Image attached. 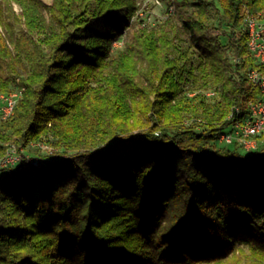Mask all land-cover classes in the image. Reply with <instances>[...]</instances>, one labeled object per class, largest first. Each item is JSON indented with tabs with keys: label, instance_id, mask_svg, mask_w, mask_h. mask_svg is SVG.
Returning a JSON list of instances; mask_svg holds the SVG:
<instances>
[{
	"label": "trees",
	"instance_id": "obj_1",
	"mask_svg": "<svg viewBox=\"0 0 264 264\" xmlns=\"http://www.w3.org/2000/svg\"><path fill=\"white\" fill-rule=\"evenodd\" d=\"M137 10L0 0V94L22 91L0 156L45 160L0 167V264H264V135L216 142L257 95L243 18L264 0H170L153 27Z\"/></svg>",
	"mask_w": 264,
	"mask_h": 264
},
{
	"label": "built area",
	"instance_id": "obj_2",
	"mask_svg": "<svg viewBox=\"0 0 264 264\" xmlns=\"http://www.w3.org/2000/svg\"><path fill=\"white\" fill-rule=\"evenodd\" d=\"M243 23L247 49L256 63L264 67V23L259 18L249 14H245ZM245 77L249 84L257 90V95L246 100L243 108L241 106L232 108L226 119L228 126L219 135L216 142L220 145L236 143L242 150L251 152L258 148L259 137L264 135V71L256 68L248 69ZM212 94L213 92L207 93L208 96ZM21 96L22 91L19 89L0 95V122L6 121L13 115L14 108ZM30 146L46 149L41 142L32 143ZM23 159L37 168L45 163V160L31 158L23 153L16 156L15 151L9 150L0 161V167L16 166Z\"/></svg>",
	"mask_w": 264,
	"mask_h": 264
},
{
	"label": "rangeland",
	"instance_id": "obj_3",
	"mask_svg": "<svg viewBox=\"0 0 264 264\" xmlns=\"http://www.w3.org/2000/svg\"><path fill=\"white\" fill-rule=\"evenodd\" d=\"M41 1H43L46 5H51L52 3V0H41ZM134 1L138 10L136 15L132 17V19L138 16L142 19L143 25L148 27L156 26L165 18L167 6L169 5L170 2V0H134ZM11 8H12V13L9 14V17L6 19L7 23L18 35H21L23 32V24H22V18L20 16L21 13L20 6L17 2L12 1ZM245 13L259 18L264 23L263 14L261 12L251 13L247 11ZM123 15H124V10H120L119 12L115 13L114 16L111 17V19L112 21H121ZM121 39H118L117 42H114L116 47L122 45ZM49 140H52V138L50 137ZM43 145L46 147L47 150L48 145L45 143H43ZM5 146H6V150L5 153L2 156H0V161L4 158V155L7 154L9 150L15 151L16 156H19L20 153H22L21 151L25 152L24 154H26V149L23 148H20L21 149L20 153H18V149L13 147L12 143H8ZM41 149L45 150V148H41ZM30 150L33 151V149L31 148ZM47 152H50V150L48 149ZM45 155H49V153H46L45 151H39V153H36V156L38 158L40 157L45 158ZM243 250L245 251V253H248L247 248H244ZM242 259H244V261ZM246 261H247L246 258L243 257L241 258V264H259L253 261L252 262H246ZM223 264H231V263L230 261L227 260L223 262Z\"/></svg>",
	"mask_w": 264,
	"mask_h": 264
}]
</instances>
